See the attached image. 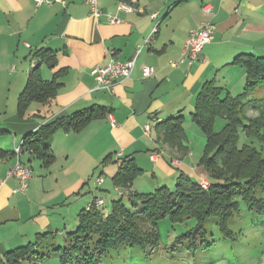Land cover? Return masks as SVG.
Listing matches in <instances>:
<instances>
[{"label": "crops", "instance_id": "0c3cea01", "mask_svg": "<svg viewBox=\"0 0 264 264\" xmlns=\"http://www.w3.org/2000/svg\"><path fill=\"white\" fill-rule=\"evenodd\" d=\"M98 3L100 15L93 14L85 0L41 4L0 0V95H7L5 105L0 106L5 112L0 115V129L6 130L0 134V180H5L0 189L1 256L34 241L38 232H50L51 239L61 233L66 239L77 228L80 211L103 198L87 180L96 169L112 174L113 163L133 158L143 170L147 156L156 166L168 156L171 165L195 176L176 161L182 150L158 140L157 124L194 110L196 96L208 80L231 93L241 84L245 87L246 68L234 63V58L240 53L264 56V0ZM121 3L131 9H122ZM204 4L212 9L205 11ZM109 16L120 21L112 23ZM204 21L215 25L213 38L190 65L187 58L181 60L185 45L190 32ZM139 46L143 47L137 53ZM39 50H46L45 57L51 56L54 64L41 60ZM111 58L122 62L135 58L136 65L130 78L106 88L98 84L92 70ZM38 62L43 81L57 85L56 95L30 101L21 113L19 95ZM149 68L153 73L148 74ZM231 71L237 75L236 82L231 80ZM90 107L93 115L80 129L61 125L51 133L48 144L54 161L49 165L29 150L21 151L19 157L15 153L26 134ZM147 124L150 131H146ZM107 157L111 161L102 165ZM18 159L33 169L25 192H14L19 179L8 176ZM162 181L158 179L159 184ZM54 191L57 195L46 199ZM72 211L77 217L71 218Z\"/></svg>", "mask_w": 264, "mask_h": 264}, {"label": "trees", "instance_id": "16d2710c", "mask_svg": "<svg viewBox=\"0 0 264 264\" xmlns=\"http://www.w3.org/2000/svg\"><path fill=\"white\" fill-rule=\"evenodd\" d=\"M45 53L46 50H39L37 54L41 60L53 65L54 60H51V56L45 57ZM233 62L246 68L244 90L236 97L229 94L222 97L223 87L214 80H208L196 96L195 112L192 114L207 135L201 164L211 178L208 189H204L201 181L197 182L193 175L181 171L175 190L162 185L149 193L133 189L129 194L118 193L129 197L131 203L127 205L122 199L113 200L112 209L107 214L95 206L83 208L79 213L77 228L67 233L64 245L51 244L46 250V242L51 240L50 232H38L34 241L0 255V264L40 261L52 254H58L61 264H102L112 250L120 249L122 245L141 246L153 256L160 248L152 245L162 243L158 222L166 217L175 221L190 216L196 218L195 225L178 235L172 246L176 250V246L188 242V248L195 254L198 245L208 247L215 243L207 241L206 223L212 217L222 236L233 238L230 221L240 210L239 199L244 200L248 209H255L257 214L264 215V198L256 196L257 189L264 188V99L251 96L258 87H264V56L240 53ZM39 63L34 64L27 84L19 95L18 109L21 113L30 101H45L56 95L57 85L54 81H43L39 74ZM246 108L257 109L258 116L248 117ZM92 110L93 107L86 108L74 116L59 117L41 125L24 136L23 150L33 152L49 165L54 161L53 151L48 144L51 133L61 125H74V129H80L92 117ZM219 116L226 120V124L222 130L215 132L213 121ZM76 118L78 120L74 122ZM183 118V114H178L158 123V140L186 152L181 139ZM241 127L250 138L259 139L260 149L250 144L238 145V130ZM5 131L0 129V134ZM108 161L111 160L107 157L101 164ZM141 172L133 158L123 160L113 178L114 184L131 187L134 178ZM138 221L152 228L144 229ZM199 239L201 241L198 243Z\"/></svg>", "mask_w": 264, "mask_h": 264}, {"label": "rangeland", "instance_id": "374dc122", "mask_svg": "<svg viewBox=\"0 0 264 264\" xmlns=\"http://www.w3.org/2000/svg\"><path fill=\"white\" fill-rule=\"evenodd\" d=\"M233 73L234 76H232L231 80L236 82L237 75L235 72ZM243 87L244 85L241 84V87L235 89L233 93L223 87L222 97L228 94L229 96L236 97L243 91ZM251 96L264 99V87H258L252 92ZM6 99V94L0 95L1 107L5 105ZM195 104L193 105L194 110H186L185 115L183 114L184 118L182 119L181 125L184 135L182 134L181 139H183V144L186 146V153L185 151H182L184 152L183 154H177L178 156H176V161L183 163V168L187 169L188 172L193 173L195 175L194 179L198 182L202 177L209 178V180L211 178L208 176L204 165L201 164V159L204 156L207 144V135L193 118L192 114L195 112ZM246 110V115L248 117L258 116L259 114L257 109L246 108ZM0 111V115L5 113L3 108H0ZM225 124L226 120L221 116L214 119V131L218 132L222 130ZM7 139L12 141V136H9ZM244 144L254 145L259 149L261 148V142L259 139L250 138L244 128L241 127L238 130V145L241 147ZM161 160L160 165L156 166V164L150 161L147 156V159H144L145 166L142 172L134 178L132 186L130 187V185H127L123 188L128 190V193H131L134 189L140 193H149L155 191L162 185H166L168 188L175 190L178 183V176L182 170L179 166L171 165L169 163L168 156L162 157ZM34 167L35 170L38 171V164ZM118 169L119 164L118 162H115L112 164V174H101L100 170L96 169L93 175L91 174L87 177L91 189L96 192V195L102 196L105 200V207L107 211H105L104 206L100 208L105 214L112 209L113 200L122 199L127 205L131 203L129 197L120 196L116 191L117 189L113 178L115 177ZM174 171L177 174L173 177H168ZM161 177L163 181L159 184L158 179ZM202 181L203 184H201V186L204 189H208L210 183L206 180ZM48 189L51 190V187H48ZM55 195H57V193L54 191L48 195L46 199H50ZM256 196L264 198V188H258ZM239 200L240 210L230 221V228L234 231L233 238H224L216 224L215 218L212 217L206 223V230L207 241H214V244H211L208 247L198 245V250L195 254H193L188 248V242H184L182 245L176 246V250H173L172 246L176 241L177 236L186 232L193 225H195L196 218L190 216L185 219L175 221L170 217H166L158 222V229L161 234L162 243L161 245L160 242L158 243L159 245H152L157 249L160 248L155 255H150L149 252L141 246L129 247L122 245L120 249L112 250V253L103 261L102 264H264V215L257 214L255 209H248L244 200ZM71 209L74 210V204L71 206ZM73 215L74 217H77V212L75 214L72 211L71 218ZM139 223L141 224V222ZM141 226L144 229L152 228L148 224H141ZM64 239V235L61 233L58 234L55 239H51L46 242V250L48 249V246H51V244L64 245ZM200 239L198 243L202 240ZM165 246H167L168 249H166ZM22 264H60V261L58 254H52L51 256L40 260L39 263L25 261Z\"/></svg>", "mask_w": 264, "mask_h": 264}, {"label": "built area", "instance_id": "2783aa9c", "mask_svg": "<svg viewBox=\"0 0 264 264\" xmlns=\"http://www.w3.org/2000/svg\"><path fill=\"white\" fill-rule=\"evenodd\" d=\"M46 0H36L38 4H41ZM86 3L90 6L91 12L95 15H100L101 10L99 8L98 0H85ZM122 9L129 10L131 7L125 3L120 4ZM203 8L205 11H210L212 6L210 4H204ZM109 20L112 23H117L120 21L119 18L115 16H109ZM215 31V25L211 21H204L198 28L192 30L190 32L189 38L186 42L184 49V56L181 60L187 58L189 64H193L197 61L202 54L204 47L208 44L212 38ZM143 46H139L137 53H139L140 49ZM114 51H111L113 53ZM136 65V59H131L126 62H122L117 60L116 58H111L110 61L105 65H96L92 73L94 74L98 84L102 87L112 88L117 82L126 80L131 77L133 70ZM148 74L153 73V68H149ZM112 119V116H110ZM114 123V122H113ZM150 125H146V131H150ZM23 150V141L19 145L15 147V153L18 155L21 154ZM33 169L31 166L22 163L19 159L11 168L8 176H14L19 179L20 185L14 192H25L29 185V180L32 178ZM102 180V179H100ZM5 180H0V189L4 185ZM203 184V181H201ZM117 193L121 195L129 194L128 190L123 187L116 186ZM102 208L105 207V200L103 198H96L89 204V208L91 207Z\"/></svg>", "mask_w": 264, "mask_h": 264}]
</instances>
